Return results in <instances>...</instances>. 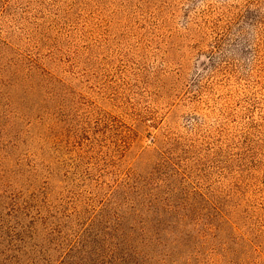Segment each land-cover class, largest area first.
Here are the masks:
<instances>
[{"label": "rangeland", "instance_id": "rangeland-1", "mask_svg": "<svg viewBox=\"0 0 264 264\" xmlns=\"http://www.w3.org/2000/svg\"><path fill=\"white\" fill-rule=\"evenodd\" d=\"M130 178L184 203L142 264H264V0H0V264L66 263Z\"/></svg>", "mask_w": 264, "mask_h": 264}, {"label": "trees", "instance_id": "trees-1", "mask_svg": "<svg viewBox=\"0 0 264 264\" xmlns=\"http://www.w3.org/2000/svg\"><path fill=\"white\" fill-rule=\"evenodd\" d=\"M161 187L162 185L137 183L131 178L121 184L117 192L112 193V199L106 203L108 205L110 202L108 209L113 210V213L100 214L99 219L90 224L89 230L86 229L82 236L79 235L76 244V248L79 246L78 251L74 254L71 249L68 252L70 259L62 264H142V259L148 256L144 250V241L154 236L162 243L160 231L151 230L158 201H167V208L170 210L184 208V203L177 202L170 193L166 194V198L160 199ZM107 222L110 225H106ZM160 222L157 218L158 226L161 225ZM94 244L96 248L93 249L91 246ZM145 253L146 256L142 257ZM1 258L2 264H12L6 255Z\"/></svg>", "mask_w": 264, "mask_h": 264}]
</instances>
